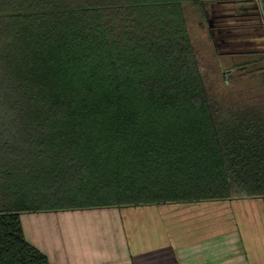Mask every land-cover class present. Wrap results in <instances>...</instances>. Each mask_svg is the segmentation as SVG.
<instances>
[{
    "label": "trees",
    "instance_id": "1",
    "mask_svg": "<svg viewBox=\"0 0 264 264\" xmlns=\"http://www.w3.org/2000/svg\"><path fill=\"white\" fill-rule=\"evenodd\" d=\"M185 1L0 0V264H50L22 212L264 202V115L211 101Z\"/></svg>",
    "mask_w": 264,
    "mask_h": 264
},
{
    "label": "crops",
    "instance_id": "2",
    "mask_svg": "<svg viewBox=\"0 0 264 264\" xmlns=\"http://www.w3.org/2000/svg\"><path fill=\"white\" fill-rule=\"evenodd\" d=\"M206 1L222 54L264 41L254 39L264 35L254 1ZM20 220L50 264H264L261 197L22 212Z\"/></svg>",
    "mask_w": 264,
    "mask_h": 264
},
{
    "label": "rangeland",
    "instance_id": "3",
    "mask_svg": "<svg viewBox=\"0 0 264 264\" xmlns=\"http://www.w3.org/2000/svg\"><path fill=\"white\" fill-rule=\"evenodd\" d=\"M251 1V0H250ZM258 29L264 31V12L261 0H252ZM207 2L203 0V3ZM189 36L195 47L211 101L225 114L233 109L253 108L264 115V41L246 46L247 52L222 54L212 40L206 10L192 0L183 4ZM234 27V26H233ZM257 27V26H256ZM264 33V32H263ZM254 32L249 33L250 38ZM264 35L258 33L254 39Z\"/></svg>",
    "mask_w": 264,
    "mask_h": 264
}]
</instances>
